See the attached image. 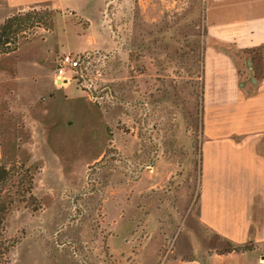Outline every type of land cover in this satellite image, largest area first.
I'll return each instance as SVG.
<instances>
[{"label":"rangeland","instance_id":"1","mask_svg":"<svg viewBox=\"0 0 264 264\" xmlns=\"http://www.w3.org/2000/svg\"><path fill=\"white\" fill-rule=\"evenodd\" d=\"M218 1L98 0L92 29L69 11L53 12L48 26L25 32L19 50L0 55V155L30 167L41 204L7 216V235L18 240L9 264H165L193 240L228 252L233 243L200 232L192 219L200 180L232 173L224 148L250 124L242 115L260 78L252 61L264 49L232 42L240 22H217L208 11ZM66 25L75 40L90 31L97 45L75 53ZM45 37L62 45L49 71L62 54L88 55L72 80L107 111L105 154L95 164H85L95 146L84 150L72 133L75 148L65 131L56 142L44 118L46 80L33 78L31 66L42 58L31 57L49 46Z\"/></svg>","mask_w":264,"mask_h":264},{"label":"crops","instance_id":"2","mask_svg":"<svg viewBox=\"0 0 264 264\" xmlns=\"http://www.w3.org/2000/svg\"><path fill=\"white\" fill-rule=\"evenodd\" d=\"M39 6L56 10L57 13L69 11L76 17L85 18L87 23L90 22L89 29L93 28L92 23L96 24L99 20L98 0H0V17L7 16L11 11H24ZM208 12L210 15H217V22L227 21L228 16L230 20L234 18L240 22L236 23L232 41L238 48L264 49V0H219ZM68 17L59 14L56 18L70 19ZM62 28L64 35L69 33L64 39L68 48L72 47L75 53L91 50L93 45H97L99 39L90 31L78 34V40H75V33L71 28L67 25ZM50 35L53 37V30ZM52 37H45L49 46L40 45L31 57L42 58L41 63L31 66L35 70L33 78L42 77L46 80L44 118L56 135V142L62 131H65L67 135L64 141L71 146L76 148L72 143V133H77L75 140L80 139L84 150L88 151V147L95 146L87 154L89 158L85 162L95 164L105 154L103 129H106V108L94 101L89 93L78 88L73 80L58 84L55 71H49L47 65L49 62L50 67L54 68V57L62 45L55 44ZM44 48L45 54L39 52V49ZM252 67L255 69L254 74H259L260 78L255 85L257 96L253 97L254 103L242 115L243 120L250 124L236 131L234 146L228 142L224 148L233 153L232 173L223 168L220 176L228 173L224 177H205L200 180L197 213L192 221H195L196 229H200V232L203 233L206 229L213 234L217 233L232 245L251 243L259 246L248 252H220L217 250L221 247L219 244L208 247L202 245L204 249L193 240L187 243L186 249L179 248L176 259L165 264H264V51L254 58ZM38 98L39 96L33 97L34 100ZM92 144L96 145L91 146ZM71 171L73 170H70L69 177H77V173ZM105 179L104 185L107 187L108 177ZM214 221L217 226H214ZM196 248L200 251L195 250Z\"/></svg>","mask_w":264,"mask_h":264},{"label":"trees","instance_id":"3","mask_svg":"<svg viewBox=\"0 0 264 264\" xmlns=\"http://www.w3.org/2000/svg\"><path fill=\"white\" fill-rule=\"evenodd\" d=\"M51 9H28L18 11L5 17L0 22V55L15 51L25 32L33 28L46 27L52 19ZM34 175L29 166L23 162L6 164L0 155V264H9L10 253L17 239L6 232L7 216L20 205H34V210L41 207L33 192ZM252 244L231 245L229 251H241L250 248Z\"/></svg>","mask_w":264,"mask_h":264},{"label":"built area","instance_id":"4","mask_svg":"<svg viewBox=\"0 0 264 264\" xmlns=\"http://www.w3.org/2000/svg\"><path fill=\"white\" fill-rule=\"evenodd\" d=\"M86 57H88L87 54L73 56L71 53H65L60 55L56 61L55 70L58 84L74 79L81 71V64Z\"/></svg>","mask_w":264,"mask_h":264},{"label":"water","instance_id":"5","mask_svg":"<svg viewBox=\"0 0 264 264\" xmlns=\"http://www.w3.org/2000/svg\"><path fill=\"white\" fill-rule=\"evenodd\" d=\"M247 62L249 63V60L247 59ZM249 68H251V65H250V63H249ZM252 75V74H251ZM251 78V81L253 82V83H255V78H254V76H251L250 77Z\"/></svg>","mask_w":264,"mask_h":264}]
</instances>
